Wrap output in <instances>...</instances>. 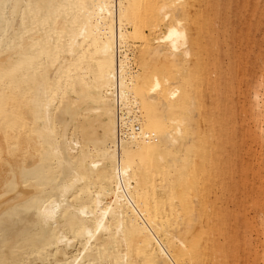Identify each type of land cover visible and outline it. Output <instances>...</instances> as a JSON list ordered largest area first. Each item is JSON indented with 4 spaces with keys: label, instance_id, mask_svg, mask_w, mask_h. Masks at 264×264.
<instances>
[{
    "label": "bare ground",
    "instance_id": "1",
    "mask_svg": "<svg viewBox=\"0 0 264 264\" xmlns=\"http://www.w3.org/2000/svg\"><path fill=\"white\" fill-rule=\"evenodd\" d=\"M253 1L0 0V264L232 260L209 194Z\"/></svg>",
    "mask_w": 264,
    "mask_h": 264
},
{
    "label": "rangeland",
    "instance_id": "2",
    "mask_svg": "<svg viewBox=\"0 0 264 264\" xmlns=\"http://www.w3.org/2000/svg\"><path fill=\"white\" fill-rule=\"evenodd\" d=\"M259 2L261 3L259 8L256 7L259 5L255 0L244 8L247 14L250 13L247 17L249 19L246 18L243 21L235 17L229 21L239 39H236L238 42L235 43H239L237 45L240 49L235 44V49H239L235 51L241 50L243 70L240 61L237 62L236 59L239 65L235 62L233 66L244 73L239 81L238 76L235 78L236 85L240 89L238 96L236 95V104H238L237 107L247 108L248 112L253 111L251 107L255 109L258 105L260 115L259 122L254 126L251 111L247 114L245 108L244 111L243 107L238 108L240 112L248 116L246 120L243 118V121L237 118V124L231 120V124L245 127L239 128V131H229L227 136L220 137L221 140L227 139L225 144L227 148L222 147L221 149L224 152L222 161L229 163L220 166L219 179L221 181L225 179L229 184L232 183L235 191L229 192L230 195L227 196L225 188L219 183H214V186L210 184L212 194L210 193L209 197L211 196L210 200L215 201L217 207H221L219 210L228 211L229 214L231 212V223L237 226L233 237L245 244V246L239 244V251L228 264H264V0H259ZM251 13L253 17L256 16L255 19L257 17L258 19L253 20ZM240 43L241 46H239ZM226 61L230 60L226 59ZM222 199L228 202L225 204ZM240 204L243 205L240 206ZM240 226L244 228L243 234L239 231Z\"/></svg>",
    "mask_w": 264,
    "mask_h": 264
}]
</instances>
